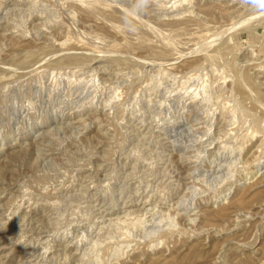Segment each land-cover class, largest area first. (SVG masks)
Here are the masks:
<instances>
[{
	"label": "rangeland",
	"instance_id": "obj_1",
	"mask_svg": "<svg viewBox=\"0 0 264 264\" xmlns=\"http://www.w3.org/2000/svg\"><path fill=\"white\" fill-rule=\"evenodd\" d=\"M260 161L264 0H0V264H264Z\"/></svg>",
	"mask_w": 264,
	"mask_h": 264
},
{
	"label": "bare ground",
	"instance_id": "obj_2",
	"mask_svg": "<svg viewBox=\"0 0 264 264\" xmlns=\"http://www.w3.org/2000/svg\"><path fill=\"white\" fill-rule=\"evenodd\" d=\"M181 2H182V1H181ZM187 3H188V2H187ZM173 62H174V61H173ZM203 85H204V84H203ZM204 88H206V87L204 86L203 89H204ZM204 91H205V89H204ZM203 93H204V92H203ZM209 94H210V93H209ZM111 101H112V100H111ZM256 134H257V133H256ZM255 147H256V146H255ZM240 148L242 149L241 146H240ZM254 149H255V148H254ZM235 150H236V149H235ZM250 151L253 152V151H252V148H250ZM251 152H250V153H251ZM263 163H264V162H261V161H260V162H258V163L256 164V167H257L256 172H257V173H259L260 170L263 168ZM230 168H231V167H230Z\"/></svg>",
	"mask_w": 264,
	"mask_h": 264
}]
</instances>
